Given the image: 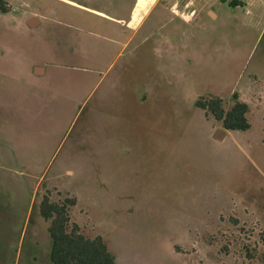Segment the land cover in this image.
I'll return each mask as SVG.
<instances>
[{
	"label": "rangeland",
	"instance_id": "obj_1",
	"mask_svg": "<svg viewBox=\"0 0 264 264\" xmlns=\"http://www.w3.org/2000/svg\"><path fill=\"white\" fill-rule=\"evenodd\" d=\"M11 1V15L0 12V264H54L46 197L75 199L71 223L101 236L116 264H264L261 11L215 9L218 19L178 33L158 9L131 38L65 1ZM72 1L107 10L123 0ZM153 1L138 0L135 17ZM211 2L163 0L188 4V21ZM34 14L41 21L30 28ZM32 61L76 72L40 83L24 76ZM235 94L251 128L217 140L197 102L229 108Z\"/></svg>",
	"mask_w": 264,
	"mask_h": 264
},
{
	"label": "trees",
	"instance_id": "obj_2",
	"mask_svg": "<svg viewBox=\"0 0 264 264\" xmlns=\"http://www.w3.org/2000/svg\"><path fill=\"white\" fill-rule=\"evenodd\" d=\"M5 0H0V11H5ZM233 5H239L234 1ZM234 105L226 111L224 102L217 97L202 98L197 106L222 122L227 130L247 131L251 128L247 114L249 107L235 94ZM75 199H65L64 203H51L46 197L42 204V215L49 222L52 239L51 260L54 264H116L115 257L101 236H85L77 223H71V208Z\"/></svg>",
	"mask_w": 264,
	"mask_h": 264
},
{
	"label": "crops",
	"instance_id": "obj_3",
	"mask_svg": "<svg viewBox=\"0 0 264 264\" xmlns=\"http://www.w3.org/2000/svg\"><path fill=\"white\" fill-rule=\"evenodd\" d=\"M65 1L69 4H72L73 6L79 7L81 9H84L88 12H91L99 17H102L108 21H111L112 23H115L117 25H120L125 31L131 32L132 37L134 38L137 36L143 28L146 26L147 22L151 20L152 15L155 13L156 10L160 9L164 15L168 17L171 22H177L178 21V26L176 28V32L180 33L181 31V24H187V25H192V24H199L203 23L205 19L207 18L208 15L212 17V19L216 20L218 19V13L215 11V9H218L222 14L225 13V7L229 8V10L233 9V15H236L237 12L244 11L247 15H252V13L257 9L260 10L262 13L261 20L259 21L260 24H263V29H264V3L258 4L257 1L252 0H209L212 1L211 3H207L206 6H208L210 9L207 10L206 12L202 13L200 10V6L197 3L195 6V10L192 12V15L195 16L193 21H188L185 17L184 14L187 13V10L189 8L188 4H184L181 6V8L176 10L174 7L179 4H176L174 7H167L164 3L163 0H155L152 2V6L150 8H147L145 12L139 11V17H135L136 9H137V3L138 0H132V5L125 7L123 4L124 0L120 3V5L116 8H107L106 9H94V8H88L85 6H81L80 4L72 1V0H61ZM181 1H188V0H181ZM199 2L203 0H198ZM236 1L239 2V5H233L232 3ZM5 2H8L9 4H12L11 0H6ZM262 2V1H261ZM257 3V4H256ZM231 8V9H230ZM183 11V14H180V12ZM123 12L125 14H128V18H117L114 16L115 14ZM191 12V9L188 11ZM4 17H8L11 15L12 11H5L1 12ZM35 17L32 15L30 17H27L26 23L28 24L29 18H35L37 22V26L39 25L41 19L38 17L37 14H34ZM168 19V18H167ZM164 20V21H167ZM161 22L159 25H153L151 23L147 27V34L143 38V42H146V40L155 37L157 34H162L161 31L166 25V22ZM152 22H155L154 20ZM154 26V27H153ZM6 64V61L0 60V65ZM24 76H28L33 78L34 80L38 82H43L46 79H49L52 75L56 74L58 71L63 72L64 76L70 79L71 75H75L76 69L75 67H70L67 65L63 64H58L56 62H49V63H38L36 61L32 62H26L24 65ZM4 70L0 68V74H3ZM241 98L239 97V100ZM233 106L225 107L226 111H229ZM202 111L205 113V117L207 119H212L216 122V125L214 126V129L212 131V136L216 138L217 132L223 131V139L230 133L232 130H226L223 128V124L220 121H217L213 116H207L206 112L202 109ZM219 140V139H217ZM72 173V172H71ZM236 229V228H235ZM233 232V231H232ZM224 234H227L224 232Z\"/></svg>",
	"mask_w": 264,
	"mask_h": 264
},
{
	"label": "water",
	"instance_id": "obj_4",
	"mask_svg": "<svg viewBox=\"0 0 264 264\" xmlns=\"http://www.w3.org/2000/svg\"><path fill=\"white\" fill-rule=\"evenodd\" d=\"M28 24L31 26V27H35L37 25V22H36V19L35 18H32L31 20H29ZM217 138L219 139H222V134L221 132H218V134L216 135Z\"/></svg>",
	"mask_w": 264,
	"mask_h": 264
},
{
	"label": "flooded vegetation",
	"instance_id": "obj_5",
	"mask_svg": "<svg viewBox=\"0 0 264 264\" xmlns=\"http://www.w3.org/2000/svg\"><path fill=\"white\" fill-rule=\"evenodd\" d=\"M6 11V10H5ZM5 11H0V12H5ZM28 26L30 27V28H35V27H37V26H35V27H31L29 24H28ZM223 128L225 129V127L223 126ZM227 130V129H226ZM218 132H221V134H222V139H223V131H218ZM218 132H217V134H218ZM216 134V135H217ZM217 138V137H216ZM217 139H219V138H217ZM222 139H219V140H222Z\"/></svg>",
	"mask_w": 264,
	"mask_h": 264
}]
</instances>
